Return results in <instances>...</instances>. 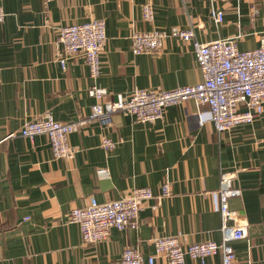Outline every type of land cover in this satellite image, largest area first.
I'll list each match as a JSON object with an SVG mask.
<instances>
[{"label":"crops","instance_id":"1","mask_svg":"<svg viewBox=\"0 0 264 264\" xmlns=\"http://www.w3.org/2000/svg\"><path fill=\"white\" fill-rule=\"evenodd\" d=\"M154 5L155 20L142 17L143 4ZM0 264H121L122 252L138 246L155 255L153 238L183 235L185 244L222 240V218L215 192L223 172H236L239 196L230 207L247 222V237L233 241L234 264H264V112L250 124L219 134L201 122L207 110L192 99L165 109L156 122H137L115 113L104 128L86 125L68 135L72 156L52 155L45 134L34 139L18 133L28 119L50 112L57 121L91 113L94 83L85 59L76 56L63 68L58 59L60 25L102 19L108 40L102 73L95 83L108 90L104 100L135 89L170 91L201 81L191 43L163 41L157 54L135 55L132 31L173 26L192 29L207 43L235 40L239 50L258 48L264 36V0H0ZM222 10L223 22L212 17ZM104 137L117 141L101 147ZM173 194L159 197L162 183ZM150 187L155 197L139 214L138 228H111L109 238L83 244L72 209L91 197L110 202L135 187ZM221 253L186 264H221ZM155 264H167L157 257Z\"/></svg>","mask_w":264,"mask_h":264},{"label":"built area","instance_id":"2","mask_svg":"<svg viewBox=\"0 0 264 264\" xmlns=\"http://www.w3.org/2000/svg\"><path fill=\"white\" fill-rule=\"evenodd\" d=\"M210 14L216 22H223L222 10H212ZM142 17L146 22H154L155 10L151 1L143 4ZM4 18L5 12L0 5V23L4 22ZM131 34V51L135 55L157 54L167 38L175 37L191 43L201 71V81L170 91L135 89L128 95L118 93L115 99L104 100L108 90L95 83L102 73V55L108 40L104 20L90 17L86 22L60 25L57 53L62 67L66 68L72 58L82 56L94 80L88 90V95L94 99L91 113L87 117L66 122L56 121L50 112H46L25 121L19 132L10 133L9 137L18 133L34 139L37 135L45 134L50 140L54 158L67 161L72 156L68 135L91 123L108 128L113 124L115 113L128 114L139 123H153L163 118L168 106L193 99L197 105L207 107V110L198 113L200 121L212 122L216 132L221 134L233 127L252 123L264 112V36H261L258 48L239 50L232 38L201 43L195 39L192 29L180 26H173L168 32L151 29L132 31ZM116 145L117 141L111 137H104L101 142L105 151L114 149ZM235 176V171L223 172L219 189L210 192L217 194L220 200V242L213 240L185 244L181 234L157 237L152 239L155 255L145 258L138 246H129L122 252L121 264H155L157 257H164L167 264H186L187 257L202 260L217 253H221V264H234L236 252L231 243L248 235L247 222L230 207L229 199L241 193L233 182ZM161 185L159 197L173 194L171 182L166 181ZM154 197L153 190L147 186L135 187L125 196L110 202H99L93 196L85 206L70 211L69 221L79 224L83 244H95L108 239L111 228H138L140 211L146 201Z\"/></svg>","mask_w":264,"mask_h":264}]
</instances>
